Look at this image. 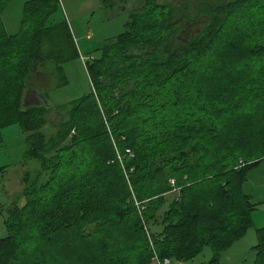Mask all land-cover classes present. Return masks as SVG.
<instances>
[{
    "label": "trees",
    "instance_id": "obj_1",
    "mask_svg": "<svg viewBox=\"0 0 264 264\" xmlns=\"http://www.w3.org/2000/svg\"><path fill=\"white\" fill-rule=\"evenodd\" d=\"M10 1L0 0V142L17 124L26 159L0 264L185 262L206 246L207 264H220L262 204L245 185L264 162V0H141L86 63L90 90L65 113L46 93L80 58L61 2H26L9 34ZM191 15L203 21L185 41ZM32 88L47 102L25 107ZM257 235L253 264H264V227Z\"/></svg>",
    "mask_w": 264,
    "mask_h": 264
},
{
    "label": "rangeland",
    "instance_id": "obj_2",
    "mask_svg": "<svg viewBox=\"0 0 264 264\" xmlns=\"http://www.w3.org/2000/svg\"><path fill=\"white\" fill-rule=\"evenodd\" d=\"M85 1L86 0H60V15L68 22L70 20H76V25L79 26V29L82 27L86 30H90L93 36V42L99 45L98 49L124 31V24L129 18L130 11L138 5V2H141V0H112L111 7L103 8L101 6L105 5L100 0V5H97L96 9L91 12V6H89V8L86 7ZM174 1L177 2V0ZM84 35L83 38L85 37ZM75 37L77 40L81 39L80 37L77 38V35ZM93 42L82 47L90 49V45L94 44ZM261 42L264 43V38H262ZM96 47L97 46H95V48ZM94 49L92 50L94 52L92 56L88 54L90 50L86 51L79 49V52L82 51L80 53V58L69 61L64 65L65 75L68 77V84L66 86L58 87L55 81L46 89L48 103L58 107L61 113L66 112L70 101L84 95L90 90V79L86 63L91 60L94 55H99V51L96 52ZM82 56H84V59H82ZM2 138L0 142V167H8L0 176V238L8 234L4 220L7 208L22 191L20 180L25 170L24 164L26 159L24 157L26 149L25 134L20 130L17 124L4 128ZM112 142L117 156L118 153L121 155V158L118 156L119 160H123L124 154L116 138H112ZM125 153H127L126 149ZM127 154L129 156L134 155V153L133 155ZM38 166L39 164L36 161H30L27 164V169L34 170ZM172 183H174L173 180ZM245 189L247 192L251 193L254 202H260L262 206H264V162L261 167L250 173ZM177 192L178 190L174 191L171 193V196L173 197ZM25 203L26 199L22 198L20 205L23 206ZM136 204L140 205V202ZM257 241L258 235L257 232L256 234L254 233V228L252 226L244 237L222 254L220 264H253L256 257L254 246L257 244ZM211 256L212 250L209 246H206L202 253L194 258V260L185 261L183 264H207ZM173 262L175 264H180L182 261L173 260Z\"/></svg>",
    "mask_w": 264,
    "mask_h": 264
},
{
    "label": "crops",
    "instance_id": "obj_3",
    "mask_svg": "<svg viewBox=\"0 0 264 264\" xmlns=\"http://www.w3.org/2000/svg\"><path fill=\"white\" fill-rule=\"evenodd\" d=\"M28 1H30V0H11L6 5L4 11L2 12V19L4 22V26L6 28V31L9 34H16L19 32V30L21 28V21L23 18L24 6H25L26 2H28ZM101 1L105 5V6L102 5L101 7H103V8L104 7H111L110 3L105 4L103 2V0H101ZM85 3H86L85 6L88 8H89V6H91L90 11L92 12V10L96 9L97 5H100V0H94V1L86 0ZM68 24L71 28V31H72V34H73L75 40L77 41L76 44L80 50H86V51L90 50L88 54H90V56H92L94 54V52L92 50L95 48V46H97L94 50H96V52L99 51V53H100V50L98 49L99 45L96 44L95 42H93V36H92V33H90L91 32L90 30H86L85 28H82V27L79 29V26L76 25L77 24L76 20L75 21L70 20L68 22ZM90 29H91V27H90ZM76 35H77V38L78 37L81 38V39H79L81 41L76 39V37H75ZM83 35L85 36L84 38H83ZM91 42H93L94 44L90 45V49L82 47V46L85 47V46L91 44ZM81 52L82 51H80V53ZM96 56H98V55H94V57H96ZM83 57L84 56H82V59H84ZM94 57H92V58H94ZM262 227H264V206H262V204H261L258 206V208L253 213L254 233L256 234L257 229L262 228ZM172 264H175V263L172 262ZM180 264H183V262H181Z\"/></svg>",
    "mask_w": 264,
    "mask_h": 264
},
{
    "label": "flooded vegetation",
    "instance_id": "obj_4",
    "mask_svg": "<svg viewBox=\"0 0 264 264\" xmlns=\"http://www.w3.org/2000/svg\"><path fill=\"white\" fill-rule=\"evenodd\" d=\"M195 17L191 15L189 18L181 23V31L178 37L182 40L187 41L191 36L200 31V26L202 24V18L194 19Z\"/></svg>",
    "mask_w": 264,
    "mask_h": 264
},
{
    "label": "water",
    "instance_id": "obj_5",
    "mask_svg": "<svg viewBox=\"0 0 264 264\" xmlns=\"http://www.w3.org/2000/svg\"><path fill=\"white\" fill-rule=\"evenodd\" d=\"M47 102L44 92L39 88L29 89L24 95V106H39Z\"/></svg>",
    "mask_w": 264,
    "mask_h": 264
},
{
    "label": "built area",
    "instance_id": "obj_6",
    "mask_svg": "<svg viewBox=\"0 0 264 264\" xmlns=\"http://www.w3.org/2000/svg\"><path fill=\"white\" fill-rule=\"evenodd\" d=\"M126 152L129 153L130 155H133L132 150L130 148H126ZM118 156L119 158H121L120 153H118ZM153 260L156 264H172L173 262L170 258H165L162 260L158 257V255H155Z\"/></svg>",
    "mask_w": 264,
    "mask_h": 264
}]
</instances>
